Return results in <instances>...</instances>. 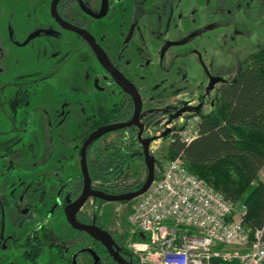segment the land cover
Segmentation results:
<instances>
[{"label": "flooded vegetation", "instance_id": "af4514ba", "mask_svg": "<svg viewBox=\"0 0 264 264\" xmlns=\"http://www.w3.org/2000/svg\"><path fill=\"white\" fill-rule=\"evenodd\" d=\"M230 1L47 0L40 11L43 21L40 17L41 22L29 32L11 25L10 33L7 28L9 49L24 53L25 58L16 57L21 59L19 65L18 61L8 64L13 70V81L8 86L17 93L13 111L6 114L7 134L0 131V141L10 137L22 143L32 135L42 150L27 145L31 158L40 151L42 157L46 142L52 154L59 151V167L47 174L54 180L50 194L45 189V175L28 183V188L42 185L34 202L23 205L24 199L15 203L6 195L0 200V264H73L74 257L75 264H100L104 255L99 253L101 249L113 261L100 242L73 229L64 213L68 206L79 202L85 189L82 147L97 129L134 119L143 129L141 140H149L151 157L156 153V144L168 141L170 145L175 140L177 120L186 122L197 117L200 121V116L207 114L203 113L205 107L212 109L225 85L230 57L236 55V12L228 6ZM53 5L58 19L67 27L52 15ZM16 9L13 3L7 23L11 20L13 24ZM65 34L70 35L66 40ZM28 49L33 52H26ZM218 50L223 54H216ZM38 61L48 63L50 68L27 70L33 64L36 67ZM26 67L28 72L21 73ZM57 78V93L30 105L32 97ZM191 82L196 85L191 87ZM5 89L1 86L0 92ZM7 102L0 101L2 112H7L4 106L11 104ZM137 102L140 109L135 117ZM29 106L31 110L26 113ZM80 126L78 132L75 128ZM138 128L116 130L88 144L85 161L90 195L74 215L78 224L108 233L124 260L120 243L127 220L123 222L122 211L106 209L109 202H121L104 201L92 193L116 196L140 189L129 192L130 184L138 181L137 187L142 180L128 183L125 179L135 163L143 164L147 176ZM99 143L100 153L95 152ZM10 150L12 147L0 155L7 156ZM45 163L51 164L50 158L41 166ZM12 168L13 164L4 171ZM21 184L26 186L25 182ZM58 212L69 229L65 243L56 242L48 226ZM52 249L55 254L48 253Z\"/></svg>", "mask_w": 264, "mask_h": 264}, {"label": "built area", "instance_id": "2783aa9c", "mask_svg": "<svg viewBox=\"0 0 264 264\" xmlns=\"http://www.w3.org/2000/svg\"><path fill=\"white\" fill-rule=\"evenodd\" d=\"M195 119L178 131L181 142L195 138H187ZM246 215L245 204L227 200L178 155L134 200L126 248L137 264H264V228H247Z\"/></svg>", "mask_w": 264, "mask_h": 264}, {"label": "rangeland", "instance_id": "374dc122", "mask_svg": "<svg viewBox=\"0 0 264 264\" xmlns=\"http://www.w3.org/2000/svg\"><path fill=\"white\" fill-rule=\"evenodd\" d=\"M45 2H47V0H0V87L6 86L5 91L3 93L0 92V101L6 102L8 104L7 100H9V103H11L9 106H4L5 104L3 105L6 107V113L0 110V131H5V133L9 128V123L6 120V114L8 115L9 111H13L12 104L15 101V96L17 93L8 86L9 83L13 81L12 66L8 67V64L18 61L16 57L25 58L24 53L18 54L13 52L11 48L9 49V32H7V28L10 27V33L12 32L11 25H13V29H15L16 26H20V28H23L24 30L26 29V32H29L33 25L41 22V18L43 21L44 17L41 15L40 11L43 10L42 3ZM230 2L231 4L227 5L231 7L234 12H236V55L235 57H230L231 62L229 66V72L224 75L225 84L236 80L241 70V63L244 62L249 55L264 49V0H231ZM13 3L18 9H16V12L18 13H16L12 24L11 20L9 23H7V16L11 12L10 9ZM69 36V34H65V40L68 39ZM20 38H22V36ZM31 51L33 52L32 49H30V51L28 49L26 52L31 53ZM221 52V50H218L216 54H223ZM20 63L21 59L18 61L17 65ZM36 64V67L33 64L31 67H28L29 69H27V67L22 68L24 70H22L21 73L28 72L25 71V69L31 71L32 68H37L40 71L50 68V65H48L46 62L38 61ZM190 85L191 87H194L196 84L191 82ZM59 86V78L51 80L46 86H44L45 88L43 91L38 92L36 97H32L30 105L34 106V103L43 102L45 99L52 97L53 94L57 93ZM32 106H29V108L26 109V113L31 110ZM209 111L210 106L205 107L203 113H208ZM198 122L199 119L197 118L187 123L189 124L188 130H190L188 131L190 135L187 138H192L194 136L195 138L197 137L195 132L197 130L196 125ZM185 123L186 122H182L181 120H177L174 123L177 129L176 134L179 140L181 139V135L178 134V131L183 129ZM75 129H77L78 132H81L82 127H76ZM1 138L2 137H0V139ZM56 139L57 137H55V140ZM36 141L37 140L32 135H29V137H27V139L22 143L18 142V139L13 140L10 137H5V141H0V152L6 148L12 147V150L8 151L9 153L7 156L0 155V200L5 198L4 195H6L11 202H15L16 200H19V198L25 200V204L23 205L34 202V200L37 199V194H40L39 191L42 189V185L41 183L34 184V186L28 188V183L37 179L38 177H45V175L46 192L47 194H50L53 191L50 185L54 180H52L51 176H48L47 174L58 170L59 165L57 164L58 160L56 161V159L58 157L59 151L57 150L52 154L49 144H45V142L43 145L44 152L42 157H40V151L37 157L31 158L30 150L26 148L27 145H36L42 150V145L40 142L37 143ZM167 142L168 141L156 144V153L151 156L153 162L152 164L154 166V179H158L161 173V163H164L166 160L165 156L167 155L169 147ZM122 145L124 148L127 146L126 143ZM101 147L102 144L99 143L95 148V152L100 153ZM21 154H24V156H21ZM49 158L51 164L47 166V163H45V165L41 166V164H43ZM54 160L56 161L55 163ZM12 164L13 168L11 170L4 171L7 167L11 168ZM145 177L146 174L143 169V164L135 163L130 166L125 179L126 182L131 183L135 180H143ZM258 180L264 181V168L260 171ZM22 182H25L26 186H22ZM132 205V201L128 204L123 202H109L106 205V209L109 211H122L124 220L123 222L126 223V217ZM110 214L111 212L108 213V215ZM119 215H121V212H119ZM108 217L112 218V216ZM6 226L9 227L8 221ZM48 226L50 227L53 238L56 242L65 243L68 240L69 229L65 224V220L61 212L56 214V216L49 222ZM123 228L124 231H127V226L125 224H123ZM48 253L55 254L54 249L48 250Z\"/></svg>", "mask_w": 264, "mask_h": 264}, {"label": "trees", "instance_id": "16d2710c", "mask_svg": "<svg viewBox=\"0 0 264 264\" xmlns=\"http://www.w3.org/2000/svg\"><path fill=\"white\" fill-rule=\"evenodd\" d=\"M181 155L186 168L233 203L247 207V228H264V49L249 55L231 83L220 89L212 109L200 116L198 135L188 144L178 137L170 143L166 160ZM146 177L130 184L141 188ZM128 192V191H127ZM129 233L121 248L130 264L136 259L127 250ZM100 264H115L106 251ZM100 257V256H99Z\"/></svg>", "mask_w": 264, "mask_h": 264}, {"label": "water", "instance_id": "95a60500", "mask_svg": "<svg viewBox=\"0 0 264 264\" xmlns=\"http://www.w3.org/2000/svg\"><path fill=\"white\" fill-rule=\"evenodd\" d=\"M51 12H52V15L54 17L56 16L57 20L59 21V23L62 24L63 27H67L65 24H63L58 19L57 15H56V11H55V5L52 6ZM74 30H76V29H74ZM139 109H140L139 103L137 102L135 117L138 115ZM132 126L138 128V123L136 121H134V119L132 121H130L129 123H127V124L99 128L90 136L88 141L84 143V145L82 147V150H81V167H82L83 175L85 177V189H84V191H83V193L81 195V198H80L79 202H77L76 204H74L72 206H68L64 210V213L66 215V220L71 225V227L73 229L86 232L93 239H95L96 241L100 242L104 246V248L107 250L108 254L113 259V261L116 262L117 264H130V263L127 262L126 260H124L118 254V248L114 244V242H113L112 238L109 236V234L104 232L100 228H97V227H94V226H83V225L78 224L74 220V215H75L76 210H78L82 206V204L84 203L86 198L90 195L89 178H88V174H87V170H86V161H85V149H86V147L88 146L89 143H91L92 141L98 139L99 137L103 136L104 134H107V133H110V132H113V131H116V130H121L123 128H131ZM138 129H139V133H138V136H137V140L143 146L144 155H145V165L147 167V176H146L144 184L137 191H135L133 193L122 194V195L107 196V195L99 193V192L92 193L97 198L102 199L104 201L129 202V201L135 200L136 198H138L139 196L144 194L148 190V188L150 187L152 181L155 180L154 179V166L152 164L153 162H152V159L149 156L148 150H147V144L149 143V140H143L142 141L141 140V135H142V130L143 129H142V127H139ZM97 259L98 258H95V263H97ZM73 264H75V257H74Z\"/></svg>", "mask_w": 264, "mask_h": 264}]
</instances>
